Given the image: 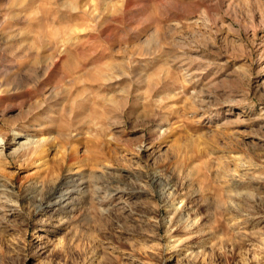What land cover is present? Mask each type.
Masks as SVG:
<instances>
[{
	"label": "rangeland",
	"instance_id": "obj_1",
	"mask_svg": "<svg viewBox=\"0 0 264 264\" xmlns=\"http://www.w3.org/2000/svg\"><path fill=\"white\" fill-rule=\"evenodd\" d=\"M0 135V264H264V0H0Z\"/></svg>",
	"mask_w": 264,
	"mask_h": 264
},
{
	"label": "bare ground",
	"instance_id": "obj_2",
	"mask_svg": "<svg viewBox=\"0 0 264 264\" xmlns=\"http://www.w3.org/2000/svg\"><path fill=\"white\" fill-rule=\"evenodd\" d=\"M0 140L2 141V142H4V139H3V136L2 135H0ZM37 146V145H36ZM35 148V147H34ZM34 148H31L30 149V151L32 152L33 150H34Z\"/></svg>",
	"mask_w": 264,
	"mask_h": 264
}]
</instances>
